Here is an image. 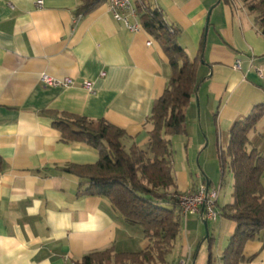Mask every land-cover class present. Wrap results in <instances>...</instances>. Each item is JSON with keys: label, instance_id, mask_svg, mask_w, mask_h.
I'll list each match as a JSON object with an SVG mask.
<instances>
[{"label": "crops", "instance_id": "crops-1", "mask_svg": "<svg viewBox=\"0 0 264 264\" xmlns=\"http://www.w3.org/2000/svg\"><path fill=\"white\" fill-rule=\"evenodd\" d=\"M149 1L179 32L191 59L205 40L186 136L199 147L226 150L234 123L264 104V72L256 70L264 68V35L255 15L242 0ZM82 2L0 0V264H73L109 248L113 254L137 253L149 245L143 228L129 225L108 198L78 194L80 178L64 168L96 163L99 153L85 142L63 139L55 122L63 113L105 119L125 130L127 149H147L148 118L172 69L147 30H129L107 2L78 16ZM238 59L241 69L234 67ZM43 75L74 84L52 86ZM249 140V149L264 153V118ZM174 176L179 192L197 187L184 170ZM218 190L219 206L232 201L233 188L223 204ZM213 223L208 238L214 264H223L236 224L224 217ZM182 231L174 248L188 244L189 229ZM244 255L240 264H264V232L245 244ZM182 256L144 264H176Z\"/></svg>", "mask_w": 264, "mask_h": 264}, {"label": "trees", "instance_id": "trees-1", "mask_svg": "<svg viewBox=\"0 0 264 264\" xmlns=\"http://www.w3.org/2000/svg\"><path fill=\"white\" fill-rule=\"evenodd\" d=\"M143 28L156 40L169 59L172 75L163 94L152 107L148 121L153 123L147 149L133 144L125 147L124 129L105 119L63 113L55 124L66 141H81L95 148L99 159L93 164H69L65 171L78 176V194L101 196L129 225L141 226L149 245L137 253H114L109 248L93 252L73 264L164 263L181 232L183 217L173 167V148L169 137L188 135L186 111L197 93L198 69L204 62L206 42L199 55L191 59L178 42L179 32L166 21L163 12L149 0H134ZM229 2L230 0H222ZM255 15L264 35V0H242ZM106 0H83L78 16L86 15ZM264 118V104L255 106L244 119L234 123L226 150L220 151L222 175L228 164L234 175L232 201L220 207L221 217L236 224L222 256L223 264H240L246 259L245 244L264 232V153L249 149V134ZM0 159V169H1ZM210 186H212L209 180ZM210 241V238H208ZM210 246L208 264H214Z\"/></svg>", "mask_w": 264, "mask_h": 264}, {"label": "rangeland", "instance_id": "rangeland-1", "mask_svg": "<svg viewBox=\"0 0 264 264\" xmlns=\"http://www.w3.org/2000/svg\"><path fill=\"white\" fill-rule=\"evenodd\" d=\"M151 125L153 128V123ZM201 134L203 135L202 131ZM190 137L192 138L190 139ZM172 148L173 167L176 174L183 170L186 171L191 183L196 186L209 180L212 186L221 189L220 204L229 201L234 184V175L228 164L226 165L224 175H222L221 149L217 144L205 148L199 147L197 141L193 143L192 135L186 136L181 134L173 136ZM213 225V221H208V231L210 233H212ZM182 229H189L188 244H183L186 247V251L184 252L183 245L179 244L168 255V259L170 261L178 260L183 255L186 259H189L190 264H208L210 246L212 245V253H216V251L211 241L205 239L207 230L200 216L190 215L187 219L184 217L181 231Z\"/></svg>", "mask_w": 264, "mask_h": 264}, {"label": "built area", "instance_id": "built-area-1", "mask_svg": "<svg viewBox=\"0 0 264 264\" xmlns=\"http://www.w3.org/2000/svg\"><path fill=\"white\" fill-rule=\"evenodd\" d=\"M106 2L114 17L118 21L123 22L129 30L139 32L143 29V25L139 19L140 15L134 6V0H106ZM38 3L40 5L42 1ZM234 67L241 69L240 59L235 62ZM256 70L259 75H263L264 68L262 66H257ZM42 78L44 82L52 86H69L74 84L71 78H66L63 81L54 80L48 75H43ZM84 87L93 91L91 82H85ZM218 197L219 190L215 186H210L208 182H203L197 187L183 192L179 197L182 217L187 218L190 215H199L203 220H218L221 216ZM176 264H190V261L189 259L182 258Z\"/></svg>", "mask_w": 264, "mask_h": 264}, {"label": "water", "instance_id": "water-1", "mask_svg": "<svg viewBox=\"0 0 264 264\" xmlns=\"http://www.w3.org/2000/svg\"><path fill=\"white\" fill-rule=\"evenodd\" d=\"M207 29H208V27H207ZM204 221V225H205V227H206V230H207V235H206V237L208 238L209 237V232H208V221L207 220H203Z\"/></svg>", "mask_w": 264, "mask_h": 264}]
</instances>
